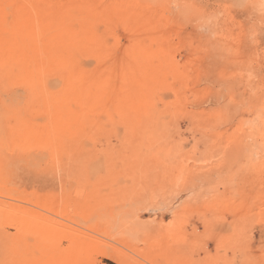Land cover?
<instances>
[{"label":"rangeland","instance_id":"obj_1","mask_svg":"<svg viewBox=\"0 0 264 264\" xmlns=\"http://www.w3.org/2000/svg\"><path fill=\"white\" fill-rule=\"evenodd\" d=\"M12 1L0 264H264V0Z\"/></svg>","mask_w":264,"mask_h":264},{"label":"bare ground","instance_id":"obj_2","mask_svg":"<svg viewBox=\"0 0 264 264\" xmlns=\"http://www.w3.org/2000/svg\"><path fill=\"white\" fill-rule=\"evenodd\" d=\"M16 4L17 3H14L12 0H0V92H6V93L8 92V94L10 93L9 91H11V87L9 85V64H10L9 62L11 61L23 62L25 59L37 60L39 57L38 52L36 51H35L36 53L31 52V50L35 49L36 47L33 41L35 40L33 38L36 36L35 32H34V37L33 35H31L33 34V31H35L33 20L26 13L27 8L24 5L22 6L17 4L20 6V9L19 11H16V9H14L13 7ZM17 5L16 7L19 8ZM14 69H18V71L22 70L21 67H16ZM21 85L23 86L22 89L26 91L27 94H36L38 91H40L38 86H36L34 83H30L29 81H25ZM8 94H6V97ZM0 95L3 97L2 93ZM4 104L7 106L9 105L8 103L7 104L4 103ZM4 104L2 105L4 106ZM1 132L3 133L6 131L5 130L3 131L2 129ZM24 135L27 136V132L23 134V137ZM0 136L2 137L3 135L0 134ZM12 138L14 139L13 135L8 139V142L12 141L13 140ZM2 141L4 140L1 139L0 145ZM3 143L4 142H2V144ZM6 144L7 142H5L4 145L6 146ZM1 146L0 148L2 149ZM2 151L3 150H1L0 153ZM4 153H6V151H4ZM2 154L3 152L0 154V158L2 157Z\"/></svg>","mask_w":264,"mask_h":264}]
</instances>
